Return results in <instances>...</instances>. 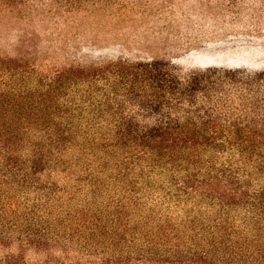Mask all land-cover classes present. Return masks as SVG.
I'll return each mask as SVG.
<instances>
[{
  "label": "trees",
  "instance_id": "trees-1",
  "mask_svg": "<svg viewBox=\"0 0 264 264\" xmlns=\"http://www.w3.org/2000/svg\"><path fill=\"white\" fill-rule=\"evenodd\" d=\"M104 124L167 170L164 205L181 213L120 201L113 238L134 242L121 264H264V69L153 60L42 73L0 58L1 241L25 251L61 239L70 213L57 214L43 177L93 148ZM88 222L83 209L71 221Z\"/></svg>",
  "mask_w": 264,
  "mask_h": 264
},
{
  "label": "rangeland",
  "instance_id": "rangeland-1",
  "mask_svg": "<svg viewBox=\"0 0 264 264\" xmlns=\"http://www.w3.org/2000/svg\"><path fill=\"white\" fill-rule=\"evenodd\" d=\"M0 58L42 73L153 60L261 70L264 0H0ZM108 125L93 148L72 149L43 177L59 201L57 214L70 213L57 231L61 239L25 251L0 240V264H121L134 242L130 233L128 243L113 238L120 201L143 199L180 219L176 205H164L167 170L155 168L139 147L118 142ZM81 209L89 222L79 228L71 221ZM132 217L124 220L128 230L136 226Z\"/></svg>",
  "mask_w": 264,
  "mask_h": 264
}]
</instances>
